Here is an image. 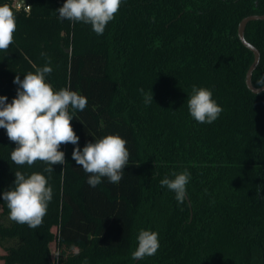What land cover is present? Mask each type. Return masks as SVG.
Returning a JSON list of instances; mask_svg holds the SVG:
<instances>
[{"label":"trees","instance_id":"trees-1","mask_svg":"<svg viewBox=\"0 0 264 264\" xmlns=\"http://www.w3.org/2000/svg\"><path fill=\"white\" fill-rule=\"evenodd\" d=\"M29 2V15L15 13L14 43L0 51V96L10 103L17 74L50 66L55 90L87 98L83 111L69 109L81 150L119 135L130 160L118 184L102 178L92 188L72 159L75 145H61L66 163L47 173L43 162L15 165L16 145L0 128V216L9 217L2 194L16 171L39 172L53 189L38 228L0 222V264H264V92L246 85L254 54L238 36L245 17L264 14V0H123L103 35L61 19L66 0ZM245 37L261 52L253 74L261 87L264 21L250 22ZM193 86L223 109L211 124L189 113ZM185 170L181 204L160 181ZM141 230L157 232L160 247L137 261Z\"/></svg>","mask_w":264,"mask_h":264},{"label":"clouds","instance_id":"clouds-1","mask_svg":"<svg viewBox=\"0 0 264 264\" xmlns=\"http://www.w3.org/2000/svg\"><path fill=\"white\" fill-rule=\"evenodd\" d=\"M122 2L66 0L56 12L61 19L88 24L97 35H103ZM16 30V15L12 7L7 3L0 5V51L7 52L14 43ZM51 72L52 68L46 65L28 72L23 80L17 74L13 80L18 85L16 96L10 103L6 96H0V128L6 130L8 139L16 145L10 153L11 161L17 166L43 162L48 165L44 171L51 173L54 165L66 163L61 145L72 144L76 146L72 159L88 174L87 184L90 187L101 184L102 178L118 184L130 160L127 140L119 135H106L86 143L81 150L78 146L80 138L71 123L74 117L69 109L83 111L87 107V98L69 88L55 90L46 81V76ZM257 83L264 86V78ZM152 101L153 94L145 95V104ZM187 105L191 117L201 124H211L223 111L213 99L212 91L204 87L193 86ZM173 175V179H162L160 185L174 192L175 199L182 204L190 173L185 170ZM52 198L53 189L48 185L46 176L39 172L25 176L16 171L14 187L2 194V200L9 210V219L33 229L42 225ZM137 241L138 245L132 253L134 260L153 256L160 247L155 231L141 230Z\"/></svg>","mask_w":264,"mask_h":264},{"label":"water","instance_id":"water-1","mask_svg":"<svg viewBox=\"0 0 264 264\" xmlns=\"http://www.w3.org/2000/svg\"><path fill=\"white\" fill-rule=\"evenodd\" d=\"M258 20L264 21V14L263 15H250V16L245 17L241 21V23L239 25V28H238V36H239V39L241 40L242 44L246 48H248L251 52H253V54H254V61H253L252 65L250 66V68H249V70L247 72V75H246V85L249 88V90H251L254 94H260V93L264 92V86L256 87L253 84V74H254V71L257 69V67L260 64L261 52L256 46H254L252 43H250L246 39L245 31H246L247 25L250 22L258 21ZM187 200H188V198H187ZM188 202H189V200H188ZM189 204H190V202H189Z\"/></svg>","mask_w":264,"mask_h":264},{"label":"built area","instance_id":"built-area-1","mask_svg":"<svg viewBox=\"0 0 264 264\" xmlns=\"http://www.w3.org/2000/svg\"><path fill=\"white\" fill-rule=\"evenodd\" d=\"M11 7L15 13L29 15L32 11V5L29 0H12Z\"/></svg>","mask_w":264,"mask_h":264},{"label":"rangeland","instance_id":"rangeland-1","mask_svg":"<svg viewBox=\"0 0 264 264\" xmlns=\"http://www.w3.org/2000/svg\"><path fill=\"white\" fill-rule=\"evenodd\" d=\"M0 212H1V208H0ZM0 222L4 223V224H8L9 223V217H4V216H0ZM53 249H55V246H52ZM4 251L2 250V248H0V253H3Z\"/></svg>","mask_w":264,"mask_h":264}]
</instances>
